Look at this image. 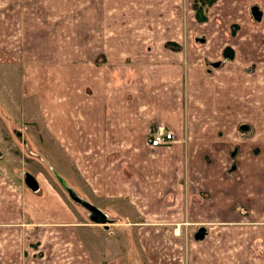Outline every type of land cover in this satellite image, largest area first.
<instances>
[{
  "label": "crops",
  "instance_id": "1",
  "mask_svg": "<svg viewBox=\"0 0 264 264\" xmlns=\"http://www.w3.org/2000/svg\"><path fill=\"white\" fill-rule=\"evenodd\" d=\"M0 65L19 67L18 94L71 165L69 185L103 212L91 194L136 211L118 223L129 234L103 236L104 258L46 172L4 167L1 153L2 257L26 231L39 248L27 264H264V0H0ZM158 124L176 140L153 148ZM15 129L7 138L24 151L36 145ZM200 188L209 197L191 202ZM182 225L191 239L174 232Z\"/></svg>",
  "mask_w": 264,
  "mask_h": 264
},
{
  "label": "rangeland",
  "instance_id": "2",
  "mask_svg": "<svg viewBox=\"0 0 264 264\" xmlns=\"http://www.w3.org/2000/svg\"><path fill=\"white\" fill-rule=\"evenodd\" d=\"M204 1H205V3H211L212 0H204ZM253 4H256V3H252V5ZM203 6L205 7L206 5L203 4ZM181 7H184V5H181ZM250 7H249V10H250ZM201 9H202V6L198 7L197 13H199V11ZM202 10H204V9H202ZM200 14H203V13H200ZM248 15L250 16L249 19L251 21H253V23L258 22L254 18L251 10L249 11ZM193 31L195 32L194 39L197 40L198 46L202 45L201 47L204 48L205 45L201 43V39L207 38L206 30L203 27H200V28L193 30ZM213 60H215V59H213ZM19 72L20 71H19L18 66L14 65V66H10V67H5V66L0 65V123H1V127L5 129L4 131H5V135H6L5 136L6 146L0 147V155H2L4 153V159L3 160H4V164H6V166H4V167L9 166V164H10V167L12 165H14L15 167L17 166V168H20V170H22L24 168L20 164H23L24 163L23 161H26L28 163L27 166L29 168H31L29 170V172L32 175H36L40 171L46 172V176L55 185V187H57L60 190V192L62 193L63 198L65 199L68 206L70 208L74 209L75 211H78L79 216L82 220L87 221V222H85L86 226L84 225V227L80 228L81 230L89 231V233H85V236L91 237L92 239L96 240L97 244H99V245L102 244V246H98V247H101L100 248L101 250L105 251L102 255L104 256V258H109L110 260H112L113 257H111V256H113V254H114L113 253L114 248L108 249V247L105 245V243H103L104 239H105L103 236L107 235L108 237H110L111 240L114 239L117 241L119 236L129 234L128 232H126L124 234V233H121L120 231H118L119 227H120V225L118 223L121 221V217L124 218L126 215L133 216L136 211L134 209L130 208L128 204L118 203L117 205L119 207V210H118V213L115 214V212L112 211L113 208H111L115 204L114 202L111 201L108 204V201H105V202L99 201L98 197L94 198L93 194H91L92 200L94 201V203H96V204L98 203V205L100 204V207L102 206L101 208L109 206V209L105 210L106 211L105 213L110 214L111 217L107 216L110 218V220H109V223H105L104 220H100V219H96V218L90 219L89 216L87 215V210H86L87 208L85 206H83L82 204H80L79 202L75 201L73 198H71L69 193L66 191V189L61 184V182L57 176L58 174L56 175L54 173V171L56 173H59V176L66 178V180L70 184H73V185L75 183L78 184V180H77L74 172H73V178L72 177L70 178L69 172H72V167L69 164V162H67L65 160V157L63 156V154L58 149H56L54 146H52L50 144V142H47L45 140V138L41 135V133L39 135V133H38L39 129L38 130L34 129V124L32 121L33 114H34L32 112L33 110H31V112H30L28 109L24 108V99L20 98V95L18 94L19 82H17V80H18ZM9 91H10V93H9L10 95H8ZM12 123H14V124H12ZM11 125L16 126V127L19 126V130H20V128H22V130H24L23 132L28 137L30 136L31 138H33L34 143L36 145L33 146L31 144L29 146H26L25 151H24V148L22 146H20L21 141L19 142V140H14L10 136H8V138H9L8 139L7 134L9 135L11 130H16L15 129L16 127H11ZM14 137L16 139L15 134H14ZM233 149H236L238 151L239 146H235V147H233ZM235 154H236V152L234 153V155ZM249 155L250 154L245 155V156L247 157ZM236 156L234 157L235 159L233 161V164L234 163L236 164V162H237ZM261 157L263 158L264 156L262 155ZM0 160L3 161L2 159H0ZM231 165L226 169L227 172L228 171L231 172L235 169V168H232ZM39 192L42 193V191H39ZM80 194H81L80 196L83 197L82 196L83 194L82 193H80ZM208 195H209V192L205 188H200L199 190H197L196 193H194L191 196L190 201L191 202L193 200L199 201L200 199L203 200V199H205V198H203V196H206V198H207V197H209ZM189 197H187V198L189 199ZM249 197H246V202H251V197L250 198ZM238 198L243 199L244 196L238 195ZM89 199H91L90 195H89ZM243 203H244V201L242 202V204ZM240 205L241 204H239V205H237V207H235L236 208L235 212L242 214V212L245 210L244 208H246V206H240ZM94 206H96V205H94ZM170 214H172V212H170L169 215ZM186 217L187 216H185V222L187 219ZM112 219H115L117 222L115 220H112ZM166 219H168V216ZM114 221L116 222V224L114 223ZM205 227H207V226H205ZM218 227H219L218 225H216V227L214 226L213 230L218 229ZM177 229L178 228L175 227L174 232L178 233ZM180 229L181 230H179V232H181V234H184L186 239L187 238L191 239L190 234L188 237L187 231L188 230H190V231L195 230L193 228L190 229V227L188 229H186V227H183V225H182V227H180ZM205 232L206 231L202 230V228L201 229L198 228L196 230V233L204 234ZM119 233H120V235H119ZM116 234H118V236ZM31 237H32V235L25 231L22 233V236L20 237V239L10 240L9 245H11V246H10V252L8 253L10 258L8 259L6 257V255H3V257L5 258L4 259L2 257V252H0V264H27L29 260H32L33 262L36 261L37 259L33 258L31 255V252L33 251L32 248H35V247H33V246H35V244L33 245L32 242L30 243ZM108 243H110L111 245H114L112 241H109ZM12 245H15L16 247L12 246ZM186 245H188V244L186 243ZM258 246L261 249V247L263 248L264 244L260 243ZM38 249L39 248H35V251ZM91 249L93 250V252H95L94 247H91ZM186 249H187V247H186ZM17 252H19V254H20V259L18 262H16L14 260V256L15 257L18 256ZM37 254H39V252ZM94 255H95V258L98 259L99 261L101 259H103L102 255H99L97 253H94ZM125 255L128 256L127 253ZM125 259L127 262L132 260L133 264L137 261L135 259H129V257H127ZM103 261H105V264L108 263L107 260H103Z\"/></svg>",
  "mask_w": 264,
  "mask_h": 264
},
{
  "label": "water",
  "instance_id": "3",
  "mask_svg": "<svg viewBox=\"0 0 264 264\" xmlns=\"http://www.w3.org/2000/svg\"><path fill=\"white\" fill-rule=\"evenodd\" d=\"M251 11H252V14H253V16H254V18L256 20H258V21L261 20V18H262V11L259 9V6H257V5L252 6ZM225 55L226 56H232V55H230L228 53V50H227V52H226ZM57 176H58L60 182L62 183V185L67 189V191H68L69 195L71 196V198H73L75 201L80 202L81 204L85 205L90 210H95V212L97 214L102 213L92 203L86 201L84 198H82L81 196H79L72 187H69L67 185L66 181L61 176H59V175H57Z\"/></svg>",
  "mask_w": 264,
  "mask_h": 264
},
{
  "label": "built area",
  "instance_id": "4",
  "mask_svg": "<svg viewBox=\"0 0 264 264\" xmlns=\"http://www.w3.org/2000/svg\"><path fill=\"white\" fill-rule=\"evenodd\" d=\"M175 139L174 133L172 131L166 130L162 125H158L157 128L152 131L151 145L153 147L168 144ZM179 231V229H177Z\"/></svg>",
  "mask_w": 264,
  "mask_h": 264
},
{
  "label": "flooded vegetation",
  "instance_id": "5",
  "mask_svg": "<svg viewBox=\"0 0 264 264\" xmlns=\"http://www.w3.org/2000/svg\"><path fill=\"white\" fill-rule=\"evenodd\" d=\"M27 175H29V174H27ZM30 177H31L30 175L27 176V178H30ZM27 178H26V179H27ZM30 180L33 181V178L31 177ZM86 210H87V215H88L89 217L91 216V218H96V219H97V218H101V217L103 216L101 213H100V214H97V213L95 212V210H91V211H90L89 208H87Z\"/></svg>",
  "mask_w": 264,
  "mask_h": 264
},
{
  "label": "trees",
  "instance_id": "6",
  "mask_svg": "<svg viewBox=\"0 0 264 264\" xmlns=\"http://www.w3.org/2000/svg\"><path fill=\"white\" fill-rule=\"evenodd\" d=\"M200 6H202L204 8V6L202 4ZM200 13H203V14H200ZM205 14H206V12L204 10H202V9L199 11V13H197L198 18L201 19V20H205V18H206ZM105 217L103 216V218H105Z\"/></svg>",
  "mask_w": 264,
  "mask_h": 264
}]
</instances>
